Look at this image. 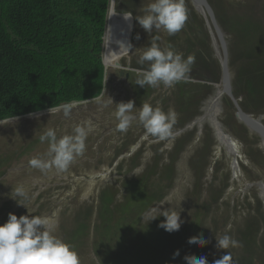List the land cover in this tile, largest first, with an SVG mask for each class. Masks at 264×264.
Segmentation results:
<instances>
[{
    "label": "rangeland",
    "instance_id": "obj_1",
    "mask_svg": "<svg viewBox=\"0 0 264 264\" xmlns=\"http://www.w3.org/2000/svg\"><path fill=\"white\" fill-rule=\"evenodd\" d=\"M118 1L122 7L119 6V12L112 16L111 33L118 30V34L116 45L111 51L112 55L113 52L118 55L120 67L128 74L127 79L124 74L119 76L117 69H110L100 103L92 100L78 105L69 104L71 109L68 115L60 108L47 111L42 116L0 121V225L7 221L9 213L15 214L17 218L21 215L47 216L57 225L55 234L74 246L80 264H125L123 255L134 252H117L116 245L108 243L103 228L97 225L94 207L98 192L110 186L119 188L120 182L126 177L138 175L144 170L153 157L149 149L152 145L162 144L158 153H164L169 151L175 138L192 133V142L177 162L173 188L160 201L150 204L140 222L136 223V228L144 233L152 230L159 233L164 231L159 227L164 217L159 216L161 212L158 209L180 211L183 220L180 228L193 224L194 231L198 230L208 239L209 243L201 249L208 264H214L227 252L231 254L227 264H237L234 258L242 257L239 247L219 249L216 247V238L227 234L235 239L237 230L244 228L243 224L254 221L252 218L247 219L255 217L252 214L255 200H260L263 193L247 185L264 179V150L260 139L236 120L235 109L226 96L220 100L218 122L235 140V169L230 166L232 158L217 144L215 131L208 120L196 124L214 95L213 83L218 84L220 77L217 59L221 49L214 31L209 21V26H206L202 16L185 0L190 23L186 22L184 28L173 36L155 30L150 34L135 19L137 15L143 14L140 9L150 0ZM207 1L224 35L232 94L246 114L264 115V76L257 69L264 67V0ZM124 12H131L132 17L123 19ZM195 31L199 32V38L194 37ZM157 36L160 37L157 43L162 48L171 46L183 53L185 58L195 56L190 83L201 85L193 95L180 94L178 83L171 87L161 84L141 88L135 84L137 78H134L132 87L131 74L136 75L135 69L148 67L147 62L143 65L138 63L143 47L149 46L150 40ZM211 37L215 38V47ZM120 40L124 43H120ZM129 44L132 47L126 51L125 46ZM249 85L253 89L257 87L253 97L247 93ZM142 92L148 96L143 98ZM128 100L134 101V107L149 103L165 112L175 110L177 122L173 127L174 138L161 142H155L151 137L145 140V130L139 121H135L125 133L116 131L117 121L113 115L116 104ZM86 121L92 122L93 130L86 139L85 153L77 157L67 171L58 172L53 168L42 173L29 166V159L43 154L48 147L47 142L41 143L39 140L47 128L55 129L60 138L71 133L77 124ZM262 123L264 125V121ZM31 144L33 146L29 150ZM136 152L141 154L134 164L138 163L140 167L132 169L131 160H134ZM221 179H227L224 182L226 185L222 184ZM88 182L92 184L88 185ZM19 186L28 192L33 214L10 198L12 189ZM216 198L220 199L215 203ZM88 208L92 209L90 217L86 216ZM154 217L157 218L150 220ZM218 222H222L223 226L220 223L218 227ZM74 234L79 235L75 243ZM259 238L264 239V226H261ZM135 259L133 255L127 264L134 263ZM259 260L257 264H261V261L264 263L263 252ZM145 263L144 259L142 264ZM154 264H160V261H154Z\"/></svg>",
    "mask_w": 264,
    "mask_h": 264
},
{
    "label": "trees",
    "instance_id": "obj_2",
    "mask_svg": "<svg viewBox=\"0 0 264 264\" xmlns=\"http://www.w3.org/2000/svg\"><path fill=\"white\" fill-rule=\"evenodd\" d=\"M108 3L109 0H0V121L99 96L103 88L100 55ZM119 6L122 7L120 1L116 13ZM198 36L195 31L194 37ZM257 69L264 76V67ZM134 78L137 76L131 74V82ZM199 85L179 82L178 88L180 94L190 96ZM247 93L253 97L257 87L249 85ZM142 95L148 96L146 92ZM192 140V133L179 136L171 142L169 151L160 154L162 144L152 145L149 149L153 157L144 170L126 177L119 188L110 186L98 192L94 207L97 225L103 228L108 243L116 245L117 252H134L123 255L125 264L133 255L136 259L132 264H142L144 259L145 264H186L185 256H203V247L187 242L201 234L194 231L193 224L172 233H144L136 228L150 204L160 201L173 188L177 162ZM140 154L136 152L131 160L132 169L140 167L134 164ZM221 182L226 185L227 179ZM90 211L88 208L86 216L90 217ZM252 214L255 217L247 220L254 221L243 224L244 228L235 234V240L242 245V257L234 258L237 264H257L264 253V239L259 238L264 212L259 199L255 200ZM222 222L218 227L220 223L223 226ZM77 239L79 235L74 234L73 242ZM176 250L179 256L173 258Z\"/></svg>",
    "mask_w": 264,
    "mask_h": 264
},
{
    "label": "clouds",
    "instance_id": "obj_3",
    "mask_svg": "<svg viewBox=\"0 0 264 264\" xmlns=\"http://www.w3.org/2000/svg\"><path fill=\"white\" fill-rule=\"evenodd\" d=\"M108 4L111 17L116 14L117 0H109ZM140 10L143 14L137 15L135 19L150 34L155 30L157 32L164 31L169 36H173L184 28L188 20L185 0H150ZM123 17L128 20L132 17V13L124 12ZM159 39V36L154 37L150 40L149 46L143 47L138 63L143 65L147 62L148 67L146 69H135L137 76L135 84L144 88L145 85L157 87L163 84L171 87L179 82H192L190 73L192 65L195 63V56L189 55L185 58L183 53L175 51L171 46L162 48L157 43ZM131 47L132 45L129 44L125 46V50L130 51ZM122 71L124 75L127 74L123 68ZM213 85H219V82L218 84L213 83ZM104 94L105 92L100 96H95L97 103H100ZM109 99L113 103L110 97ZM88 101L84 100V102ZM69 104L61 105L65 115L70 112L71 105ZM116 105L117 109L113 113L117 121L116 131L125 133L135 121H139L145 130L143 137L145 140L151 137L154 138L155 142H161L174 138L173 127L177 122L175 110L169 109L168 112H165L159 106L153 107L149 103L134 107V101L132 100L120 102ZM47 111H56V109L50 108L40 112ZM36 113L28 114V116L43 115H37ZM24 117L27 116L24 115L2 121H14ZM92 130V122L86 121L74 126L71 133L58 138L55 129L47 128L39 136V140L41 143L47 142L48 147L43 154L31 157L28 161L29 166L40 170L42 173H46L53 168L58 172L67 171L77 157L84 155L86 139ZM9 195L19 206H23L28 213L33 214L30 210V197L23 186L12 189ZM158 210L161 212L159 216L164 217L159 227L169 233L180 229L183 223L180 211H169L168 208ZM155 218L157 217L150 220ZM56 227L57 225L54 224L52 218L47 216L21 215L17 218L15 214L9 213L7 221L0 225V264H80V259L74 250V246L66 243L55 234ZM187 242L189 245L198 247H204L209 243L203 233L190 237ZM241 246L239 241L227 234L219 239L216 238V247L219 249L227 250ZM176 256H179V250L173 253V258ZM184 260L186 264H208L205 256H185ZM230 260L231 254L227 252L222 258L215 260L214 264H227Z\"/></svg>",
    "mask_w": 264,
    "mask_h": 264
},
{
    "label": "water",
    "instance_id": "obj_4",
    "mask_svg": "<svg viewBox=\"0 0 264 264\" xmlns=\"http://www.w3.org/2000/svg\"><path fill=\"white\" fill-rule=\"evenodd\" d=\"M190 6L199 14V11H201L204 15L202 16V18L204 19V22L206 23V20L209 21L216 39L218 40L219 43V47L221 49V55L218 56V64H219V71H220V77H219V85H213L214 88H220V94L222 96H226L230 99L234 109H235V118L236 120L242 124L247 130L248 132L256 135L260 141L261 144L264 147V125L262 123V121L264 120V115H257V116H253L251 114H246L245 112H243V110L239 107V105L237 104L236 99L233 97L232 94V90H231V74L229 71V67H228V55H227V51H226V47H225V41H224V35L222 34L216 20L214 19L212 10L208 4L207 0H188ZM109 7V4H108ZM107 15H108V8H107V14H106V20H105V27H104V32H103V37H102V48H103V38L105 35V31H106V23H107ZM207 17V18H206ZM209 29V28H208ZM210 30V29H209ZM118 34V30H115V32L113 33L111 39L114 40L115 37ZM215 38L211 37V42L213 47H215V42H214ZM113 46V43H112ZM101 63H102V67H103V79H102V84L104 86V81H105V68H104V62L102 59V51H101ZM120 63H119V59L115 58L113 60V68L117 69L119 76L123 75V71L122 68L120 67ZM125 79H127L128 75L125 74ZM104 93V89L102 88L99 96ZM165 96V93L163 94L162 98ZM92 100H96L95 99H90L89 101ZM88 101V102H89ZM82 103H86L84 101L81 102H72L70 104H82ZM62 108V106L55 108L60 109ZM45 112H40V113H36L37 115L43 114ZM28 116V115H26ZM14 120V119H12ZM230 137H228V140L230 142ZM234 163V162H233ZM254 186L255 188L259 189V192H262L263 194L260 196V202L262 205V210L264 212V179H262L259 182L256 183H252L247 185V187H251Z\"/></svg>",
    "mask_w": 264,
    "mask_h": 264
},
{
    "label": "bare ground",
    "instance_id": "obj_5",
    "mask_svg": "<svg viewBox=\"0 0 264 264\" xmlns=\"http://www.w3.org/2000/svg\"><path fill=\"white\" fill-rule=\"evenodd\" d=\"M199 15L203 16L204 14L199 11ZM205 16V15H204ZM207 18V17H206ZM111 20L112 17H110V15L108 14V21H107V25H106V31H105V37H104V46H103V50H102V59L104 62V68H105V81L104 84H106L107 82V73L110 69H114L113 68V60L115 58H117L118 55L113 54L112 55V43H116V40H112V33H111ZM123 20V19H122ZM207 25L208 24V20H206ZM144 41V40H143ZM217 51V49H216ZM218 53V51H217ZM219 55V53H218ZM113 59L112 62L110 61V59ZM216 89V95L215 97L212 96V101L209 103V105L207 106L206 110L204 111V114L200 117L201 119H197L196 124L200 125V122H202L203 120H208L207 122L213 127L216 135L219 138V145L222 149H224L227 144L229 145V147L231 148V150L226 151V153L230 156V158H232L231 160V164L233 168L234 166H236V148H235V140L234 139H230V142L228 140L229 135L226 133V130L220 126L219 122H218V113H219V105H220V100L222 98V95L220 94V90H218L219 88H215ZM75 105V104H73ZM78 105V104H77ZM234 162V163H233ZM235 169V168H234ZM92 184V182H88L89 184ZM130 240V239H129Z\"/></svg>",
    "mask_w": 264,
    "mask_h": 264
},
{
    "label": "flooded vegetation",
    "instance_id": "obj_6",
    "mask_svg": "<svg viewBox=\"0 0 264 264\" xmlns=\"http://www.w3.org/2000/svg\"><path fill=\"white\" fill-rule=\"evenodd\" d=\"M123 19H124V17H123ZM115 39H116V37H115ZM119 42H120V43H124L122 40H120ZM115 45H116V43H114L112 47H114ZM113 54H116V52H113ZM119 54H121V53H119ZM218 90H220V88H219ZM215 95H216V89H214V95H213V96L215 97ZM213 99H214V98H213ZM213 99H212V97L209 99V101L207 102V105H206L204 111L206 110L207 106L209 105V103H210ZM202 117H203V116H202ZM202 117H201V118H202ZM201 118H199V119H201ZM197 124H198V123H197ZM215 138H216L217 144L219 145V138H218V136L216 135V133H215ZM219 147H220V145H219ZM224 150H225V151H229V150H231V148H230L229 145L227 144V146L224 148Z\"/></svg>",
    "mask_w": 264,
    "mask_h": 264
}]
</instances>
